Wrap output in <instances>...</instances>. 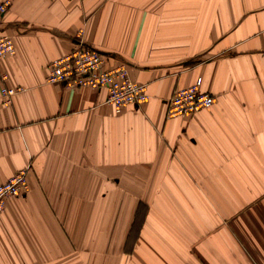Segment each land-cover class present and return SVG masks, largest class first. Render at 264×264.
<instances>
[{
    "label": "crops",
    "instance_id": "crops-1",
    "mask_svg": "<svg viewBox=\"0 0 264 264\" xmlns=\"http://www.w3.org/2000/svg\"><path fill=\"white\" fill-rule=\"evenodd\" d=\"M8 1L0 185L27 169L28 190L0 213V264H264V0ZM77 40L148 99L116 113L48 83ZM197 82L213 105L167 119Z\"/></svg>",
    "mask_w": 264,
    "mask_h": 264
},
{
    "label": "built area",
    "instance_id": "built-area-1",
    "mask_svg": "<svg viewBox=\"0 0 264 264\" xmlns=\"http://www.w3.org/2000/svg\"><path fill=\"white\" fill-rule=\"evenodd\" d=\"M10 6V1L0 3V25ZM14 43L6 35L0 34V61L14 54ZM106 57L99 51L87 46L81 40L74 42L68 54L55 59L48 67L47 82L50 84H66L71 89L90 88L107 90L106 103L120 113L126 107H140L148 99L145 85L134 83L131 79V68L126 64H118L106 68ZM2 81V80H1ZM21 89L0 87V96L6 105L9 99ZM214 97L200 90V82L184 89H179L168 99L166 118L190 116L210 108ZM28 190L25 170H21L4 184L0 185V213L6 201L21 196Z\"/></svg>",
    "mask_w": 264,
    "mask_h": 264
},
{
    "label": "rangeland",
    "instance_id": "rangeland-1",
    "mask_svg": "<svg viewBox=\"0 0 264 264\" xmlns=\"http://www.w3.org/2000/svg\"><path fill=\"white\" fill-rule=\"evenodd\" d=\"M24 170H25V172H26V177H27V173H28V171H27V169H24ZM27 178H28V177H27ZM10 199H11V198H10ZM4 208H5V207H4ZM127 241L130 242V239L128 238ZM127 247H128V246H127Z\"/></svg>",
    "mask_w": 264,
    "mask_h": 264
}]
</instances>
